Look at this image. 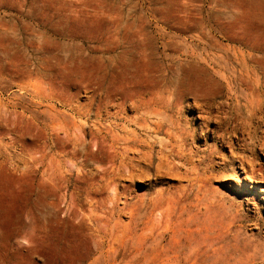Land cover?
Wrapping results in <instances>:
<instances>
[{
    "label": "rangeland",
    "instance_id": "obj_1",
    "mask_svg": "<svg viewBox=\"0 0 264 264\" xmlns=\"http://www.w3.org/2000/svg\"><path fill=\"white\" fill-rule=\"evenodd\" d=\"M0 264H264V0H0Z\"/></svg>",
    "mask_w": 264,
    "mask_h": 264
},
{
    "label": "bare ground",
    "instance_id": "obj_2",
    "mask_svg": "<svg viewBox=\"0 0 264 264\" xmlns=\"http://www.w3.org/2000/svg\"><path fill=\"white\" fill-rule=\"evenodd\" d=\"M206 133V132H205ZM202 140V139H201Z\"/></svg>",
    "mask_w": 264,
    "mask_h": 264
}]
</instances>
